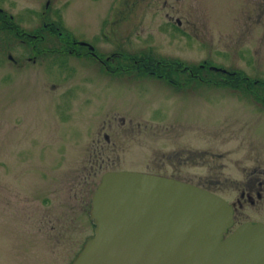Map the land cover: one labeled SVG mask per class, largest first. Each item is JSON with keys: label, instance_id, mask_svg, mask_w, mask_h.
Here are the masks:
<instances>
[{"label": "rangeland", "instance_id": "rangeland-1", "mask_svg": "<svg viewBox=\"0 0 264 264\" xmlns=\"http://www.w3.org/2000/svg\"><path fill=\"white\" fill-rule=\"evenodd\" d=\"M0 12L23 33L44 35L28 43L0 30V264L34 261L24 235L60 223L70 231L76 221L83 244L107 171L171 176L232 202L246 178L264 172V103L49 54L65 43L44 29L91 44L100 60L149 55L238 72L263 86L262 97L264 0H0ZM238 213L235 223L262 215L248 205Z\"/></svg>", "mask_w": 264, "mask_h": 264}, {"label": "water", "instance_id": "water-1", "mask_svg": "<svg viewBox=\"0 0 264 264\" xmlns=\"http://www.w3.org/2000/svg\"><path fill=\"white\" fill-rule=\"evenodd\" d=\"M91 199L94 233L72 264H264V223L226 234L231 204L193 183L110 171Z\"/></svg>", "mask_w": 264, "mask_h": 264}, {"label": "flooded vegetation", "instance_id": "flooded-vegetation-1", "mask_svg": "<svg viewBox=\"0 0 264 264\" xmlns=\"http://www.w3.org/2000/svg\"><path fill=\"white\" fill-rule=\"evenodd\" d=\"M78 41H73L76 48L77 47L78 48L73 49V50H68L69 54L74 55L76 58L83 57V56L95 57V55L91 51L88 50L87 46H85L84 44L79 46L77 44ZM105 60L107 61L101 60L100 62L103 65L105 70L109 69V67L112 66V64L122 65L120 64V62H116L114 60H111L110 62H109V59H105ZM187 74L189 75L192 74V71L191 70L187 71L185 75ZM185 75L183 78L186 79L187 77ZM144 76H150V77L156 78L157 80L159 79V81L161 82L163 81V83H168L175 90L179 89L182 91L183 90L187 91V89H192L191 86H189L188 84H184L182 86H177V85L175 86V84L172 82V79L167 78L166 75H163V74L150 73ZM144 76L137 74L138 78H142ZM257 174H260L262 178L259 177ZM263 176H264V172L257 171L255 177L249 176L248 178H246L245 180L246 182L244 186H242L240 190L237 191L239 194L235 198V202L229 201V199L225 195L223 196L222 194L218 193L215 190L213 191L209 190L207 186L202 187L197 184L195 185L201 188H205L212 193H216L218 196L225 199L231 204L232 210H233L232 214H233V224L234 225L231 229L228 230V232H230L234 230L237 226L241 225L242 223H246L247 221H250L253 223H258V222L264 223V219H263L264 218V214H263L264 213L263 212L264 211V177ZM174 179H177V178H174ZM177 180H180V179H177ZM182 181L187 182L185 180H182ZM246 205H248V207H250V209L253 212H256V213L257 211L261 212L262 214L261 217L257 218V220L247 219L246 221L235 223L236 220L238 219L237 217L239 214L238 213L239 210L243 209ZM89 206H90V203H89ZM92 230H93V227H92ZM38 235L36 233L30 234V232L24 235V241H26L28 244H31L34 248L33 249L34 251L32 252V254H30V258H33L34 261H26L25 263L20 262V263H14V264H72L75 261V259L78 257V254L80 250L82 249V247L84 246V244L86 243V240L92 234L88 235V237H86L82 241L83 242L82 244L80 241L79 231L77 230V224L75 221L74 224L71 225L70 231L67 230V227L63 228L62 223H60L58 227H54V228L52 227L49 234L45 232L44 234L38 233ZM25 253L26 251H24V255H25V259H27L29 255H26Z\"/></svg>", "mask_w": 264, "mask_h": 264}, {"label": "trees", "instance_id": "trees-1", "mask_svg": "<svg viewBox=\"0 0 264 264\" xmlns=\"http://www.w3.org/2000/svg\"><path fill=\"white\" fill-rule=\"evenodd\" d=\"M44 29L49 32L52 36H58L61 32L58 30L57 26L55 27L54 24H49V26L44 27ZM0 30H7L14 34L17 38L21 39L23 42H35L40 38H44V35H35L31 33H23L18 29V27L13 26L10 17L2 14L0 12ZM62 40L64 41V49L60 50H49L47 51L50 53H66L68 54V50L77 49L73 43V40H69V35H63ZM79 50V49H78ZM43 54V53H42ZM114 56V55H113ZM109 59V62L113 59L116 62H120L122 65L112 64V66L107 69L111 73H119V72H127L132 73L133 71L136 72L138 75H146L150 73L156 74H163L166 75L167 78H171L172 82L175 86H182L184 84H188L191 87H196V85H210L213 87H221L226 89H231L234 91H238L251 96L254 100L260 102L261 104L264 103V96L258 95V88H262L259 84L255 81H249L245 75H242L238 72H229V74H223L221 72H215L210 69V64H203L204 68L200 66H182L179 61H168V60H157L156 58H152L149 55H141V56H132L131 58H119V56H114ZM107 61V60H105ZM191 70L192 74H187V71ZM209 72V73H208ZM208 73V74H207ZM184 75L187 77L186 79L183 78ZM263 84V83H262Z\"/></svg>", "mask_w": 264, "mask_h": 264}]
</instances>
